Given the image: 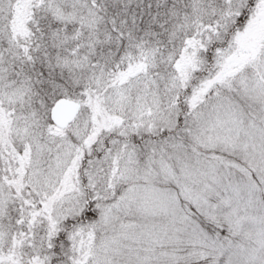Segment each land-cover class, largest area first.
Segmentation results:
<instances>
[{"label":"snow or ice","instance_id":"1","mask_svg":"<svg viewBox=\"0 0 264 264\" xmlns=\"http://www.w3.org/2000/svg\"><path fill=\"white\" fill-rule=\"evenodd\" d=\"M0 264H264V0H0Z\"/></svg>","mask_w":264,"mask_h":264}]
</instances>
